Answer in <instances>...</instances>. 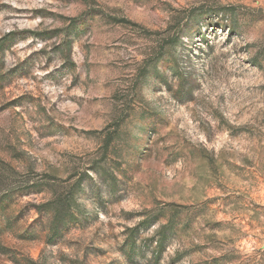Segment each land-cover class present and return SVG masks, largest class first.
<instances>
[{
  "label": "rangeland",
  "instance_id": "obj_1",
  "mask_svg": "<svg viewBox=\"0 0 264 264\" xmlns=\"http://www.w3.org/2000/svg\"><path fill=\"white\" fill-rule=\"evenodd\" d=\"M0 264H264V0H0Z\"/></svg>",
  "mask_w": 264,
  "mask_h": 264
}]
</instances>
